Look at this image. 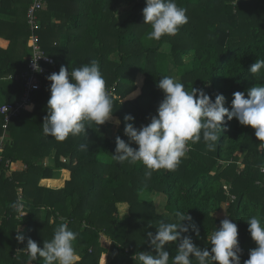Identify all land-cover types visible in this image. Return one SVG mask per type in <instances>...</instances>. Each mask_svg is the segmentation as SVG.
<instances>
[{"label":"trees","instance_id":"obj_1","mask_svg":"<svg viewBox=\"0 0 264 264\" xmlns=\"http://www.w3.org/2000/svg\"><path fill=\"white\" fill-rule=\"evenodd\" d=\"M35 1L0 0V39L6 44L0 46L2 105H15L23 95V83L9 76L27 70L34 33L55 59L58 72L62 66L70 72L94 60L99 63L114 114L104 125L91 122L87 134L58 141L43 133L51 96L46 86L33 96L34 108L12 120L10 140L0 142V264H28L23 251L27 240L42 249L65 221L77 234L76 264H99L104 255L106 264H139L140 252L157 254L148 232L155 235L162 221L176 223L177 212L191 217L184 222L189 231L182 238L190 236L210 251L207 237L221 226L217 215L226 205L228 219L238 227L244 264L257 247L246 221L258 216L264 222V172L259 167L264 164V142L254 129L225 117L214 151L207 149L201 133L200 141H189V152L175 170L153 171L150 177L142 163L120 164L112 154L117 136L138 148L125 135V116L134 117L137 129L150 123L164 99L157 87L163 76L184 83L185 90H203L213 102L222 94L229 110L235 92L264 86V72L260 78L250 73L258 59L264 60V0H176L187 10L188 23L158 41L147 37L151 29L144 25L146 0H43L34 14L42 28L33 32L29 11ZM139 76L144 79L140 87ZM136 91L135 98H126ZM4 123L0 114L3 136ZM62 170L71 172L65 187L68 172L50 180L59 179ZM18 200L25 216L12 207ZM122 204L129 206L124 216L118 207ZM20 234L23 243L17 240ZM177 248L178 241L166 246L169 264ZM32 264H44V259L37 256Z\"/></svg>","mask_w":264,"mask_h":264},{"label":"clouds","instance_id":"obj_2","mask_svg":"<svg viewBox=\"0 0 264 264\" xmlns=\"http://www.w3.org/2000/svg\"><path fill=\"white\" fill-rule=\"evenodd\" d=\"M187 10L176 3V0H146L143 9L144 25L150 26L147 37L150 40H160L165 35H175L181 26L188 23ZM264 72V60L258 59L250 68L254 78ZM51 82L50 99L42 125L43 133L58 141H63L69 135L77 136L82 132L87 134L91 122L104 125L113 117V100L106 89L97 61L90 65L71 70L61 67L58 73H52L48 78ZM157 87L163 91L164 99L159 104L157 115L151 117L149 124L137 129L134 117L125 116V135L138 148H132L125 140L116 137L115 154L113 159L120 164L142 163L150 177L153 171L161 169L173 171L186 155L189 141L195 143L201 140V133L206 147L214 151L216 142L224 131L225 117L228 121L236 119L243 126L255 130L256 138L264 142V86H254L247 93L233 94L231 110L224 107L225 97L216 94L212 98L201 89L189 87L172 76H163ZM139 91L127 95L135 98ZM119 125V121H115ZM86 124L88 125L86 127ZM264 147V143L260 144ZM264 172V164L260 165ZM12 207L20 212L23 208L21 201H16ZM177 222H160L155 235L148 232V239L156 255L140 252L139 264H169L170 255L166 246L178 241L177 253L171 258V264H241V248L238 242V227L230 219L221 221V226L207 237L211 243L208 248L201 249L190 236L182 238L189 228L185 221L191 217L181 212L176 214ZM248 231L257 247L250 250V258L244 264H264V222L258 216H252L246 221ZM192 230L199 236V229L193 225ZM77 234L69 229L67 221L59 224L53 238L45 241L41 249L32 239L27 240L26 251L29 255L28 264L37 256L44 259V264H76L79 257L73 247ZM17 240L24 242L20 234ZM136 260V255L133 257Z\"/></svg>","mask_w":264,"mask_h":264},{"label":"built area","instance_id":"obj_3","mask_svg":"<svg viewBox=\"0 0 264 264\" xmlns=\"http://www.w3.org/2000/svg\"><path fill=\"white\" fill-rule=\"evenodd\" d=\"M43 6V0H36L29 15L31 17L30 25H32L33 32L37 29H41L42 26L34 18L35 12L41 9ZM28 47L31 50L32 56L29 60L28 68L20 75H10L9 79L17 80L23 83L24 92L21 99L15 104H4L0 107V114L4 117L3 129L5 134L9 129V125L13 119L17 118L22 111H30L34 108L33 96L36 92L44 89L46 86L51 87V82L47 79L52 73H58L55 66V59L47 54L41 46V38L38 34H34L29 40ZM6 135L0 137L2 143L6 140ZM189 151V148H188ZM3 149L0 147V155ZM12 172L15 168L11 169ZM24 206L21 210V216H25Z\"/></svg>","mask_w":264,"mask_h":264},{"label":"rangeland","instance_id":"obj_4","mask_svg":"<svg viewBox=\"0 0 264 264\" xmlns=\"http://www.w3.org/2000/svg\"><path fill=\"white\" fill-rule=\"evenodd\" d=\"M0 26H1V22H0ZM167 51H168V50H167ZM143 81H144L143 77L139 76L138 79H137V86L140 87V86L142 85ZM2 104H3V100L0 99V105H2ZM252 129H253V128H252ZM5 135H7V136H6V139H8V141H9L11 135H8L7 133H6ZM1 136H2V135H0V137H1ZM188 152H189V151H188V149H187L186 153H188ZM67 182H68V181H67ZM65 183H66V182H65ZM56 190H58V189H56ZM226 190L228 191L229 189H226ZM158 202L160 203V200H159V199H158ZM118 207L120 208V213H121L122 216H124L125 214H127L128 209H129L128 204H122V205H119ZM227 208H228V205H226V206L224 207V210H223L221 213H219V214L217 215V218L220 219L221 221L224 220V219H226V218H227V219L229 218ZM158 209H159V211L163 210L161 207H159ZM20 217H22V216L20 215ZM105 244H106L108 247L111 246V242H109V241H105ZM106 256H107V255H106ZM106 256H102V257H101V259H100V263H99V264H106V261H107ZM104 258H106L105 262H104Z\"/></svg>","mask_w":264,"mask_h":264},{"label":"crops","instance_id":"obj_5","mask_svg":"<svg viewBox=\"0 0 264 264\" xmlns=\"http://www.w3.org/2000/svg\"><path fill=\"white\" fill-rule=\"evenodd\" d=\"M3 42H4V41H3L2 39H0V46H1L2 44H4L3 46H6L5 42H4V43H3ZM64 172H68V173H69V179H67V181H70V180H71V172H70L69 170H62L59 179H50V180H60V179L63 177V173H64ZM44 180H48V179H44ZM42 181H43V180H42ZM67 181H66V183H67ZM66 183H65L64 187L66 186ZM46 188H48V187H46ZM104 256H106V255H104ZM106 258H107V256H106ZM106 258H104V259L106 260ZM106 263H107V261H106Z\"/></svg>","mask_w":264,"mask_h":264}]
</instances>
